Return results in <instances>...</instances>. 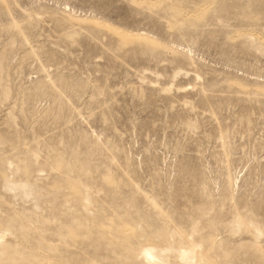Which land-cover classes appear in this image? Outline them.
Here are the masks:
<instances>
[{"label":"rangeland","instance_id":"1","mask_svg":"<svg viewBox=\"0 0 264 264\" xmlns=\"http://www.w3.org/2000/svg\"><path fill=\"white\" fill-rule=\"evenodd\" d=\"M0 264H264V0H0Z\"/></svg>","mask_w":264,"mask_h":264}]
</instances>
